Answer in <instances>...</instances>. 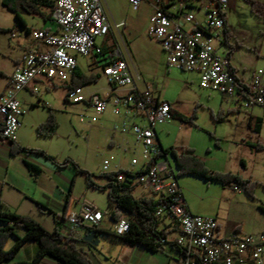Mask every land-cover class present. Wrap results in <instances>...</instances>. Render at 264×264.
<instances>
[{
	"label": "built area",
	"instance_id": "built-area-1",
	"mask_svg": "<svg viewBox=\"0 0 264 264\" xmlns=\"http://www.w3.org/2000/svg\"><path fill=\"white\" fill-rule=\"evenodd\" d=\"M230 0H200L199 3H164L163 0H129L135 11L148 4L152 8L148 36L166 54L168 66L183 72L200 74V86L232 100L245 110L264 108V69L254 72L249 82L243 80L231 62V44L226 29V10ZM59 32L37 29L33 42L39 47L25 53L17 63L10 86L0 96V137L15 141L23 126L26 110L18 95L33 83L46 81L68 86L66 100L84 103L97 116L109 110L120 121L113 131L134 138L138 153L118 182L142 187L158 202L155 216L161 228L179 227L174 240L180 264H264V229L258 234L223 235L214 217L190 211L173 164L159 143L156 128L173 121L170 103L162 101L151 88L140 89V75L131 69L102 0H55L52 14ZM125 24H115L120 31ZM104 76L111 93H86L85 86L69 88L79 67L78 56L90 59L105 56ZM33 93L40 95L39 85ZM48 106V103H45ZM111 160H104L101 173H111ZM105 214L95 208L71 215L70 231L101 228ZM129 217L115 223L114 233L130 230Z\"/></svg>",
	"mask_w": 264,
	"mask_h": 264
},
{
	"label": "rangeland",
	"instance_id": "rangeland-1",
	"mask_svg": "<svg viewBox=\"0 0 264 264\" xmlns=\"http://www.w3.org/2000/svg\"><path fill=\"white\" fill-rule=\"evenodd\" d=\"M2 1L0 0V72L2 73L0 88L3 87V75H8L12 71L15 57L23 50L21 46L24 43L23 39H33L34 31L28 32L19 23L16 15L2 5ZM163 1L170 4L178 3L180 0ZM199 1L187 0V3H199ZM112 4L117 12L128 19L130 36L126 29H120L114 33L133 72L138 73L144 83L158 89L165 97L176 99L179 102L180 111L187 117L192 116L194 110H197V119L192 123L177 120L162 128L163 145L165 147L188 145L192 150L194 149L209 169L236 173L257 184L254 197H251L244 190L233 186H223L221 182L192 175H180L174 158L169 155L174 171L176 175H179V184L190 211L206 217H214L224 227L234 228L239 234H258L264 226L262 210L264 208V129L257 137L252 133L250 135L252 137L246 136V143L242 140L239 141L240 145L233 143L236 124L240 126V130L248 129L245 117H249L250 110L243 109L242 115L226 116L227 121L224 124L215 123L214 116H217L222 106L220 96L218 94L209 96L208 92L200 90L196 75L167 67L166 55L161 51L158 43L148 36V26L152 15L150 8L144 4L139 11H135L129 0H113ZM228 6L226 17L229 26L240 42L249 47L236 53L235 64L241 73L244 72L245 77H250L254 70L264 69V61L259 54L264 53V21L259 20L247 0H230ZM23 17L29 23V29H38L40 23L33 15L25 14ZM77 59L82 73L100 76L97 83L85 86L86 93L99 91L109 86L103 71L108 60L97 57V65L91 67L89 58L78 56ZM140 83L138 84L141 86ZM40 89L44 94V101L50 107L39 104L36 110L37 117H43L51 108L58 123L56 134L53 136L55 140L51 141L49 148L52 153L69 155L71 158L66 159L75 160L74 162L81 169L85 167L88 172L95 175L101 174V165L105 159L111 160L112 164L118 163L124 157L120 146L108 151V139L111 135L110 132L101 129V126L106 124V118H109L107 114L111 113L110 110L103 116H97L93 110L87 112L88 108L84 103L72 104L64 98L67 88L60 84L52 87L48 93L42 89V86ZM23 124L25 125L24 120ZM40 137L37 145L50 143L47 139L49 137ZM128 139L133 142L130 137ZM258 143L263 145L262 150L256 148ZM132 158V152H128L124 159L130 161ZM143 191L145 190L139 187L136 194L139 195ZM96 193L87 192L85 197L93 203L91 206L102 209L101 212H103L106 197ZM103 222L104 226L113 227L114 225L110 217ZM18 230H20V236L25 235L26 230L21 228ZM113 239L116 238L103 234L102 239H98L100 242L98 246H89V255L93 257L94 264H116L111 255L117 251V248L109 243V240ZM140 264L180 263L165 253L158 252L150 253L141 260Z\"/></svg>",
	"mask_w": 264,
	"mask_h": 264
},
{
	"label": "crops",
	"instance_id": "crops-1",
	"mask_svg": "<svg viewBox=\"0 0 264 264\" xmlns=\"http://www.w3.org/2000/svg\"><path fill=\"white\" fill-rule=\"evenodd\" d=\"M112 1L113 0L111 1L103 0L102 2L113 25L112 27L113 32L118 31L114 28L115 24L119 25L124 23L125 25L120 29H126L127 32L129 33L130 27H128L127 25L128 19L125 18V15L116 11V9L112 4ZM256 1L264 5V1H260V0H256ZM47 3L48 6H45L42 9L43 15H33V17L38 19L40 23L38 29H44L51 32H59L60 27L52 18V14L55 8V0H47ZM145 5H147L150 8L152 14L151 6H149L148 4ZM260 19L264 21V18L259 16V20ZM25 22H26V26L24 27L28 30V32L37 30V29H29V23L27 22L26 19ZM226 29H227L228 41H230L229 44H231V48H232V52H231L232 65L236 69L238 75L243 80L249 82L256 70L252 72L250 77H245L244 72L241 73L235 64L236 53L238 51L244 50L249 47H247L246 44L240 42L236 34L233 33L232 28L229 26L228 21H227ZM23 42L24 43L21 44L23 50L22 52H19V54L15 57L14 60L15 65L13 66L12 71L9 72L8 75L6 74L3 75L4 81L2 85L3 87L0 88V94L4 93L6 89L10 86L11 77L15 70V67L17 63H19L22 60L25 53L29 52L30 50L39 49V47L33 42V39L31 40L23 39ZM161 51L163 52L162 49ZM256 51H258V49H256ZM259 54L262 56V60L264 61V53L260 52ZM166 64L168 68H172L168 66L167 58H166ZM78 69L81 72L80 67H78ZM188 73H192L198 77L200 90L208 92L209 96H211V94H218L220 96L222 100V106L218 114L222 112L224 120L221 121L214 120L215 123H218V125L224 124L227 121L226 116H229L230 114L242 115L243 108L237 106L234 102H232V100L226 98L225 96H223L218 92L202 89L200 86L199 73L197 72H188ZM142 82L143 81L141 80L140 83L141 86L138 84L141 90L146 88H151L153 93L156 96H158L160 100L172 104L171 105L172 115L174 119L171 123L177 120L183 121L180 119L181 117L187 118V120L189 118H193L192 121L197 119L196 118L197 110H194L192 116L187 117L185 114H183L180 111L179 102L176 99L174 98L169 99L164 95H162V93L158 89L152 88L148 83L143 82L142 84ZM38 85L39 87L42 86V89H44L48 93L52 87H55L58 84H52L46 81H42L38 84L33 83L27 89L22 91L20 95H18L19 100L22 102L23 106L26 109V115L23 118L25 125L23 124L22 128L18 132L17 139L13 142L4 140L3 138L0 137V199L2 202H4L7 205L10 212L22 216L31 217L32 219L40 223L49 232L58 231L62 236L68 238L69 243L74 245L78 250L84 252L94 263L93 257H90L89 255L90 252L89 246L92 244L86 240L87 237L93 231L98 230L100 232L98 231L95 232L98 233V239L101 240L102 235L106 234L104 232H108V231L114 232V227L116 222L112 220L114 224L113 227L104 226V222H103L102 225L100 226L101 228L93 229V231L88 230L87 228H81L72 232L70 231L71 228H69L68 225V218L71 215L82 214L83 212H86L89 208H95L91 206L93 205V203L89 202L85 197L87 192H94V193L98 192L106 197V205H105V209L103 210V213L105 214V219L107 217H110V213L112 212L113 207L111 206L109 201L108 191H100L95 189L94 187L89 186L85 175L78 172L77 168L71 162H68L69 159H66V158H71L69 157V155H64V154L59 155V153H52L50 151L49 148H50V144L52 143L51 141L55 140V137L47 138L50 141V143L43 144L42 146L37 145L38 139L41 138L37 134V125L46 121L47 116H49L50 113L49 109H51L49 108L47 112H45V115H43V117L42 116L37 117L36 110L39 107V104L43 105L44 107H50L49 105L48 106L45 105L46 101H44V94H42L41 89L39 96L33 93L34 88L37 87ZM64 87L68 88V86H64ZM111 91H112L111 87L107 86L102 90L91 91L89 93L98 92L103 95H108L111 93ZM66 93L64 94L65 99H66ZM87 108H88L86 110L87 112L91 111V109L88 106ZM51 111L53 112L52 109ZM107 115H109V118H106L105 120L106 124H103L101 126V129L105 130L106 132L107 131L110 132L111 135V137L108 139V143H109L108 151H112L114 150V147L120 146L122 148L124 155V157H122V159H120L118 163H112L113 166L112 170L117 168H122V169L129 168L131 160L137 154L136 150L134 149L135 147H134L133 135L131 134L124 135L119 131L116 132L113 131V126L115 124H118L120 120L114 117L111 113H108ZM250 115L254 117L263 118L264 108L254 107L253 109L250 110ZM245 119L248 127L247 130L246 129L240 130L239 129L240 126L238 124H236V128L234 129L235 137L232 142L237 145H240L239 143L240 140L246 143L245 138L246 136H250L251 133L254 134L255 137L259 136L264 129V122H263V127L261 129V132L259 134L255 133L251 129L249 117L248 118L245 117ZM192 121L189 122L192 123ZM165 125L158 126L156 128V131L159 136V143L163 146V148L167 149L170 147L169 146L165 147L161 140L162 128ZM128 137L133 139V142L129 141ZM174 147L177 148L187 147L192 149L188 145H174ZM25 148L28 149L37 148L44 150L47 152L48 155L52 156L55 161H52L40 154L27 152L24 150ZM128 152L129 153L132 152L133 155V158L130 161L124 159L125 155H127ZM195 154L197 155L196 152ZM111 159H113V157H111ZM28 163L34 164L40 168L41 172L39 173V175L34 176L30 172ZM82 169L88 171L85 167H82ZM93 180L97 182V184H101V185H104L108 182V180L104 178H100V179L93 178ZM136 191L134 193V196L136 198H142L145 196L150 197L148 194H146L145 191H143L139 195L136 194ZM219 227L223 235L229 236L235 232L234 228H230L228 226L224 227L220 223H219ZM164 229L170 232L168 236V241L170 242L176 240V238H178V236L181 234V230L179 227H176L171 230H168L166 228ZM263 229L264 226L259 231V233L262 232ZM17 233L19 234L20 230H18ZM14 243H15V238H11L7 244V249L11 248ZM109 243L113 247L117 248V251L113 252L112 253L113 255H111V257L116 262V264H128V263L140 264L143 258L147 257L150 253H152L141 246H130L124 244L123 241L117 238L113 240H109ZM36 249H37L36 243L34 242L27 243V245L24 246L17 255L15 261L31 260L35 255ZM158 252L165 253L166 255H168V257H170L171 259H175L178 261V263H180L179 253L177 251L176 246L167 244L164 246L163 251L161 250ZM41 264H61V263H58V261L56 262L49 258H45L44 260H42Z\"/></svg>",
	"mask_w": 264,
	"mask_h": 264
},
{
	"label": "trees",
	"instance_id": "trees-1",
	"mask_svg": "<svg viewBox=\"0 0 264 264\" xmlns=\"http://www.w3.org/2000/svg\"><path fill=\"white\" fill-rule=\"evenodd\" d=\"M251 4V9L259 17L264 18V5L256 0H247ZM2 5L13 12L19 23L26 26L23 15H43L42 9L48 6L47 0H3ZM227 26V20H226ZM106 60L108 58L105 56ZM2 73L0 72V76ZM76 78L73 79L69 88L86 86L88 84L97 83L100 79L99 75H85L77 69ZM1 96V94H0ZM50 110L49 116L45 122L37 127L39 136L53 138L56 134L58 123L55 114ZM215 120H224L223 113L220 112L214 116ZM183 121H192L193 118H180ZM251 129L259 134L263 127V118L249 115ZM258 150L263 149V145H256ZM30 153H36L55 161L54 158L46 152L38 149H24ZM170 154L175 162L180 175H192L206 180L221 182L223 186H233L240 190H244L251 197H254L255 186L257 185L251 179H244L242 176L232 172H219L209 169L204 161L199 158L194 150L187 147H170L165 150ZM71 162L78 172L85 175L89 186L100 191H108L109 201L113 207L110 218L117 222L123 215L129 217L130 230L123 235H117L114 232H104L107 235L123 241L124 244L130 246H141L152 253L163 251L164 246L170 244L176 246L174 241H168L170 232L161 228L156 216L155 210L158 205L155 197L136 198L134 193L136 186L126 185L118 182L116 179L119 173H124V169L111 173H101L100 175L92 174L85 169H81L77 163ZM30 172L37 176L41 172L40 168L34 164L28 163ZM93 178H104L108 182L104 185L97 184ZM177 178L179 175L177 174ZM264 211V208H262ZM26 230L25 235L20 236L18 229ZM88 230H92L87 228ZM98 231V230H95ZM100 232V231H98ZM11 238H15V243L9 249L7 244ZM29 242L37 244L34 257L27 261H15L21 249ZM90 245V244H89ZM177 248V246H176ZM178 251V249H177ZM45 258L58 261L61 264H94L93 261L82 251L78 250L74 245L69 243L68 238L62 236L58 231L49 232L40 223L31 217L22 216L10 212L7 205L0 199V264H41Z\"/></svg>",
	"mask_w": 264,
	"mask_h": 264
},
{
	"label": "water",
	"instance_id": "water-1",
	"mask_svg": "<svg viewBox=\"0 0 264 264\" xmlns=\"http://www.w3.org/2000/svg\"><path fill=\"white\" fill-rule=\"evenodd\" d=\"M89 243H91L93 246H98L99 241H98V233L93 231L86 239Z\"/></svg>",
	"mask_w": 264,
	"mask_h": 264
}]
</instances>
